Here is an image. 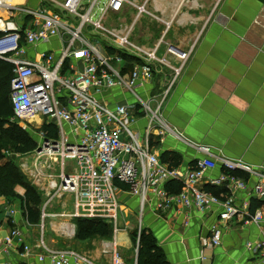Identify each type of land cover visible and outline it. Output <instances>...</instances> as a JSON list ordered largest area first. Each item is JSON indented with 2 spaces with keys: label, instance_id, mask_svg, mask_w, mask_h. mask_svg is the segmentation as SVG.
I'll return each instance as SVG.
<instances>
[{
  "label": "built area",
  "instance_id": "built-area-1",
  "mask_svg": "<svg viewBox=\"0 0 264 264\" xmlns=\"http://www.w3.org/2000/svg\"><path fill=\"white\" fill-rule=\"evenodd\" d=\"M149 1L41 0V6L33 9L0 0V58L13 65L10 93L13 120L35 125L31 118L38 115L41 130L45 124H54L58 133L56 139H48L42 130L39 147L43 151L38 152V147L34 155L36 180L40 183L44 168L56 162L61 165L62 172L42 187L49 196L46 205L56 196L72 194L74 210L62 216L103 219L118 232L124 184L140 199V231L144 210L154 200L158 208L183 205L204 215L218 209L219 221L224 223L241 219L245 224H260L264 221L263 208L251 212L247 204H236L233 194L224 198L202 185L227 184L230 190L246 188L245 180L232 173L242 170L258 179L255 191L257 196L264 197L263 167L221 157L222 166L230 172L206 177V170L217 165L211 157V147L188 141L207 156L198 158L194 167L184 171L164 163L151 146L153 132L161 136L167 131L180 134L161 114L162 103L152 107L153 99L145 100L136 92L137 87L153 79L155 68L170 65L166 57L158 55V46L144 47L133 40L135 23L142 15L157 17L147 8ZM131 8L137 10L133 22L106 25L113 15ZM165 23L168 29L171 22ZM54 39L60 43L59 51L39 49L41 44ZM126 55L139 60L127 72ZM188 56V52H183L180 58L186 60ZM181 69H174L175 77ZM114 89L133 92L138 98L136 109L110 101L108 93ZM138 114L149 117L143 137L131 128ZM171 180L183 183L180 192L167 189ZM15 212L11 210L12 214ZM43 213V217L48 216L45 210ZM2 226L0 218V229ZM223 230L221 223L216 222L210 235L202 238L203 247L219 246ZM20 235L19 228H14L7 237L0 233V251ZM110 244L103 248L105 255L116 252ZM251 247L258 253L259 264H264V240ZM37 248L42 250L39 259L48 257L52 264H97L76 250L56 249L44 240ZM25 251L30 253L33 248L27 245ZM107 264L126 263L116 256Z\"/></svg>",
  "mask_w": 264,
  "mask_h": 264
},
{
  "label": "crops",
  "instance_id": "crops-1",
  "mask_svg": "<svg viewBox=\"0 0 264 264\" xmlns=\"http://www.w3.org/2000/svg\"><path fill=\"white\" fill-rule=\"evenodd\" d=\"M8 1L38 8V0L34 3L33 0ZM149 5V10L157 16L150 17L152 26L161 32L152 44L136 42L144 47L158 46V55L166 57L170 65L155 68L153 79L137 89L148 95V100L153 99L156 105L162 103L161 114L180 134L167 131L161 136L153 132L150 140L153 150L160 157L165 151H177L182 158L180 167L186 171L195 166L198 158L207 156L189 142L211 147V157L217 165L206 170V177L228 173L221 164V157L241 159L253 167L264 168V0H150L147 7ZM143 16L136 21L134 32L148 25L147 21L140 22ZM165 21L171 22L168 29ZM49 46L51 50H58L60 43L54 39ZM183 52L189 53L186 60L180 58ZM178 67L182 69L175 77L174 69ZM119 93L123 97L118 98ZM108 96L110 101H123L136 109V102L125 90L114 89ZM35 116V126L39 127L40 118ZM148 118L138 114L136 120L137 125L143 122V135L147 132ZM141 130L138 131L140 135ZM234 174L245 180L246 188L230 190L227 184L214 186L208 183H203L202 187L205 190L214 188L217 195L224 198L233 194L235 203L247 204L251 212L264 209V197L257 196L255 191L258 179L242 170L234 171ZM178 182L182 190L184 185ZM120 196L126 230L115 232L111 240L79 241L75 237V220L71 219L68 227L64 223L62 233H55L50 227L48 240L45 238L44 218L47 216L43 217L44 213L41 233L40 223L28 219L20 201L0 194L1 235L7 237L14 228L21 231L19 237L11 244H5L0 251V264H52L48 257L39 259L42 250L37 245L41 240L56 249L76 250L97 264H107L116 256L126 264H138L139 249L131 261L122 258L119 251L134 247L127 226L139 221L140 199L125 188ZM12 209L16 211L14 214ZM142 222V229L157 241L159 252L168 264L260 263L258 253L251 245L264 240V221L245 224L236 219L224 223L219 221L218 209L204 215L183 205L158 208L154 200L144 210ZM216 222L224 228L222 242L217 247L204 248L202 238L210 235ZM138 230L140 237V222ZM64 236L73 239L71 247L55 243ZM107 243H111L109 247L116 251L115 254L103 253ZM27 245L33 248L32 252L25 251Z\"/></svg>",
  "mask_w": 264,
  "mask_h": 264
},
{
  "label": "trees",
  "instance_id": "trees-1",
  "mask_svg": "<svg viewBox=\"0 0 264 264\" xmlns=\"http://www.w3.org/2000/svg\"><path fill=\"white\" fill-rule=\"evenodd\" d=\"M1 35V32H0ZM127 64L124 71L132 68V64L139 61L134 56H125ZM14 76L13 65L0 58V194L13 197L21 202L31 222L39 223L42 214L43 198L41 193L24 178L18 165L13 160H4L5 151L26 153L34 148L35 142L29 132L22 129L20 125L13 121L14 112L10 100L11 80ZM42 130L48 139H56L58 136L54 124H45ZM161 160L170 167H180L182 158L177 151H165L161 155ZM229 171V170H227ZM230 172V171H229ZM234 173V171L232 172ZM25 189V197L19 195L17 187ZM126 190L128 186L121 185ZM171 192H180L181 186L177 180L169 181L167 185ZM214 193H218L214 188H209ZM219 194V193H218ZM25 201V202H24ZM77 225L76 239L85 241L94 238L111 240L115 234V227L106 220L99 218H76ZM138 227L133 233L134 238L138 235ZM157 241L145 229L141 230L139 243L138 264H168L159 252Z\"/></svg>",
  "mask_w": 264,
  "mask_h": 264
},
{
  "label": "rangeland",
  "instance_id": "rangeland-1",
  "mask_svg": "<svg viewBox=\"0 0 264 264\" xmlns=\"http://www.w3.org/2000/svg\"><path fill=\"white\" fill-rule=\"evenodd\" d=\"M139 1V0H138ZM143 0H140L139 2L142 3ZM35 1L33 0L32 3H34ZM40 4V5H39ZM152 5V4H151ZM151 5H149L147 8L150 9ZM31 6V5H29ZM41 6V0H38V8ZM33 7H37L36 4H33ZM37 8V9H38ZM137 15V10L136 8H131L127 11H124L123 14H117V15H113L111 17V20H108L106 25L108 27H112L114 26H118L119 23H129V22H133L135 17ZM151 16H149L148 14H144L143 18L140 19L141 21H147L148 25H146L145 27H143L142 29H137L136 32H134L133 35V39L137 42L143 41L149 44H152L153 41L159 36L161 30H159V28H155V26L153 24V21L150 19ZM140 23H138L139 25ZM141 25V24H140ZM139 25V26H140ZM157 27V26H156ZM153 30L155 31V33L153 32ZM50 43H44L41 44L39 49L40 50H49L50 48ZM59 51V48H58ZM123 92V89H120ZM128 95L135 101L138 102V98L135 96V94L133 92L127 91ZM136 92L143 97V99L148 100L149 97L148 95H146L145 93H143L140 89H137ZM119 97H123V94L119 93V95L117 96ZM123 102V101H121ZM152 107L156 106V102L152 101L151 102ZM37 117L35 115L32 116L31 120L33 121H37L36 120ZM149 119V118H148ZM148 119L144 122L146 123L148 121ZM18 125H20V127H22V129L26 130L27 132H29L32 136V141L35 142L36 145H34V148L26 153H22V152H13L11 150L9 151H5V157L4 160H13L19 167L22 175L24 176V178L29 182L30 185H32L33 187H35L42 195L43 198V203H42V214L43 211L45 210L46 213L48 214L47 217H45V225H46V233H45V238H48V240H50V232L52 231L51 228L53 227L55 230V233H62L64 232L65 228H63L65 225L64 223L70 224L71 223V219L75 220V218H71L68 216H62L61 214H63L64 212L66 213H71L74 210V203H73V195L66 193V194H62L61 196H56L53 201L51 203H49L48 205H46L47 200L49 199V196L47 195V191L44 190L42 187H46L47 183L50 179H52L54 176H58L62 171H61V165L60 162H56L55 164H53L51 167H47L46 169H43V172L41 175L42 176V180L41 183L38 182V180H36V172H35V161H36V157L34 156L36 154V150L39 147L40 143L42 142V130L41 127L39 126H35V125H30L31 123L29 122H23V121H19L16 122ZM143 123V122H142ZM142 123L138 124L134 123L131 125V128L135 131L138 132L140 129H142V135L141 137H143V132H144V127L141 126L143 125ZM143 127V128H142ZM40 183V184H39ZM45 184V185H44ZM17 191L19 192V195H21L22 197H25V189L22 188L21 186L17 187ZM46 191V192H45ZM19 201V200H18ZM25 202V201H24ZM41 214V216H42ZM140 215V213H139ZM42 217L40 220V226H38V229H40V232L42 233V226H43V221H42ZM126 223L123 220V214L120 217V220L118 222V229L119 231H123L126 230ZM51 227V228H50ZM137 227H139V221L137 223L133 222V223H129V226H127L128 232H130V237L132 238V243L134 247H131L129 250H124L123 252V248H121V251H119L120 256L123 258L126 257L129 259V261L133 260L135 257V253H137L138 249H139V243H140V237L139 234L136 235V237L134 238L133 233H135V230L137 229ZM65 238H61L59 241H56L55 243L58 246H63V247H71L72 246V238H67V236H64Z\"/></svg>",
  "mask_w": 264,
  "mask_h": 264
},
{
  "label": "water",
  "instance_id": "water-1",
  "mask_svg": "<svg viewBox=\"0 0 264 264\" xmlns=\"http://www.w3.org/2000/svg\"><path fill=\"white\" fill-rule=\"evenodd\" d=\"M47 141H48V140H46V142H47ZM37 151H38V152H41V151H43V147H41V146H40V147L38 148V150H37Z\"/></svg>",
  "mask_w": 264,
  "mask_h": 264
},
{
  "label": "bare ground",
  "instance_id": "bare-ground-1",
  "mask_svg": "<svg viewBox=\"0 0 264 264\" xmlns=\"http://www.w3.org/2000/svg\"><path fill=\"white\" fill-rule=\"evenodd\" d=\"M6 1V0H5ZM12 1H15V0H12ZM38 116V115H37ZM70 232H71V230H70Z\"/></svg>",
  "mask_w": 264,
  "mask_h": 264
}]
</instances>
